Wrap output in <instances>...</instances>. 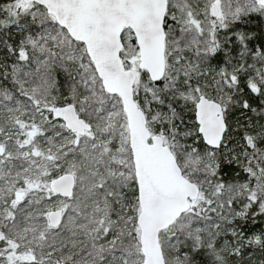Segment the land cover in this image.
Returning a JSON list of instances; mask_svg holds the SVG:
<instances>
[{
  "label": "snow or ice",
  "instance_id": "obj_1",
  "mask_svg": "<svg viewBox=\"0 0 264 264\" xmlns=\"http://www.w3.org/2000/svg\"><path fill=\"white\" fill-rule=\"evenodd\" d=\"M253 20L264 0H0V264H264Z\"/></svg>",
  "mask_w": 264,
  "mask_h": 264
},
{
  "label": "trees",
  "instance_id": "obj_2",
  "mask_svg": "<svg viewBox=\"0 0 264 264\" xmlns=\"http://www.w3.org/2000/svg\"><path fill=\"white\" fill-rule=\"evenodd\" d=\"M250 30L257 32L258 34L261 33V30L264 29V21L261 20H253L249 25ZM255 257H259V253L255 254Z\"/></svg>",
  "mask_w": 264,
  "mask_h": 264
}]
</instances>
